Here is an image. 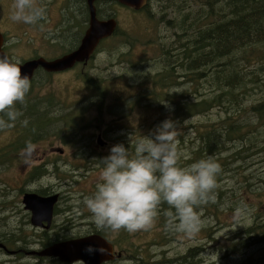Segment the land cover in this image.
<instances>
[{"label":"rangeland","instance_id":"1","mask_svg":"<svg viewBox=\"0 0 264 264\" xmlns=\"http://www.w3.org/2000/svg\"><path fill=\"white\" fill-rule=\"evenodd\" d=\"M198 1L173 0L170 6L164 8L155 0H149L146 8L140 12L114 7L118 30L113 37L102 42L98 53L88 64L81 63L82 67L73 66L62 72L47 73V76H44L40 68L30 85L29 94L39 98L51 97L54 104L50 109L52 115L63 113L65 122L76 119L79 124L93 125H82V129L79 128L82 130L80 136L74 134L75 128H66L61 132L37 137L30 143L31 152H24L27 143H23V147L16 151L5 150V146L13 143L18 131L10 129L0 132V238L7 236L8 239L7 244L0 240L1 244L10 250H16L22 244H14L11 240L19 237L13 235L18 234L17 223L26 214L21 203L25 193L58 195L53 232L67 226V234L71 239L91 235L94 231L91 227V213L84 206L83 200L91 195L93 183L98 180L102 165L97 159L107 156L118 139L123 143L122 139L127 138L128 142L134 141L135 145L141 135H149L163 121L171 120L174 114L179 113L180 117H175L173 122L177 125L176 135L184 136L180 152L188 160L189 153H194L201 144V140L198 137L195 139L193 134L186 136L188 127L198 129L222 121L217 108L206 111V115L188 116L190 103L186 97L193 91L192 86H169L175 81L183 83L186 80L181 74L182 70L174 72L177 76L168 85H165L167 80L158 81L159 71L164 67L165 50H176L186 44L189 35H194L192 14L203 3L202 0ZM13 2L0 0V32L1 37L7 41V58L20 65L38 58L52 61L64 56L53 51L55 47L50 44H47L50 46L47 49L33 51V48L41 44L40 32L34 27L30 28V24L11 20ZM43 19L46 17L43 16ZM209 21L202 19L200 23L207 24ZM258 62L264 65V45L247 61H241L239 67L254 69L252 74L257 73L260 79L264 76V68L256 67ZM86 77L102 81L99 89H91L92 85L85 82ZM153 77L156 89L150 90V93L157 94L158 102L163 96L169 98V93L177 94L178 100L181 93L186 98L182 103V112L178 108L175 110L168 102L151 106L140 103L146 98L139 96V90L145 85L152 87ZM252 85L248 83L250 88L245 94V106L260 100L259 90ZM205 97L202 95V99ZM191 99L193 101L197 97L194 95ZM98 114L101 116L95 120ZM185 118L187 120L183 123ZM186 125L187 129L183 132ZM98 136L109 143L103 149L105 151L100 150L105 145L99 146L96 143ZM128 149L130 152V147ZM133 153L134 150L130 152ZM179 160L182 163L180 157ZM186 162L181 167H186ZM38 167L42 175H33L34 169ZM262 170L261 164L254 163L248 169L227 170L221 175L218 173L226 203L208 206L206 210L200 205L196 211L202 224L192 234L176 231L172 227L174 210L169 205L167 214L163 213L167 217L172 216L171 224L167 227L157 210L151 228L128 232L124 240H120V245L115 244L118 251H124L133 258L124 264H187L185 260L189 257L188 253L194 256L189 264H264V244L257 242L258 232L250 230L258 221L264 222V192L257 196L245 190V187L248 189L254 184L262 185L264 189ZM18 211L22 213L18 214ZM253 220L256 221L253 223ZM23 232L28 233L32 241H29L25 251L18 249L16 252L25 254L38 251L41 248V240L37 238L39 235L31 227H25ZM115 236L110 232L108 237L116 241ZM251 241L254 243L251 244ZM241 242H247L248 246L240 248ZM8 254L0 253V264H52L50 260L41 262L38 259L40 257L36 256L25 254L24 258H18Z\"/></svg>","mask_w":264,"mask_h":264},{"label":"trees","instance_id":"2","mask_svg":"<svg viewBox=\"0 0 264 264\" xmlns=\"http://www.w3.org/2000/svg\"><path fill=\"white\" fill-rule=\"evenodd\" d=\"M172 1L155 0L158 5L164 6V8L170 6ZM199 2L201 1L199 0ZM202 2V6H198L195 14H192L194 35H189L186 44L176 50H172L171 48L165 50L164 67L159 71L161 73L158 77V81L160 82L161 80H167L165 85H168L170 80H174V77L177 76L174 72L177 69L182 70L183 73L181 74L184 75L186 80L183 83H176L177 81H175L169 84V86L174 87L175 85H179L182 87L188 84L192 86L193 91L188 94L187 99L179 93V99L176 100L177 94L169 93V98L166 96L167 99H165L163 96L158 102L156 100L157 94L150 93V90L156 89L154 87L155 77H153L151 79L153 88L151 85H145L139 90V96L146 98V100H141L140 103L151 106L160 102H168L174 106L175 110L178 108L182 112V103L186 99L190 103L188 107V111L190 112L189 117L193 115H206L208 114L206 111L213 108H217L221 113L220 120L222 121L217 125L199 127L198 129L188 127L186 136L189 137L193 134L195 139L198 137L201 140V144L196 148L194 153H189L188 160L180 152V149L182 150L181 145L184 143V136L182 134L176 135L175 147L178 156L182 160L181 163L178 159L179 166H182L185 161H187L188 166L193 162L212 157L220 166V175L227 170L248 169L254 163L261 164L262 171L264 172V76L259 79L257 73L256 75L252 74L254 69L248 70L246 66H243L244 69L239 67L241 61H247L248 57L253 56L259 50V47L264 45V0H202ZM202 19L210 21L207 24H202L200 23ZM166 22L169 25L171 24L169 21ZM256 67L262 69L264 65L258 62ZM36 75L37 72L32 80H30V85L35 80ZM44 76H47V73H44ZM85 82L92 85L91 89L95 91L99 89L102 81L86 77ZM248 83L253 84L252 86L259 90L260 100L245 106L244 103L247 99L245 94L250 88L248 87ZM194 95L197 99L192 101L191 96ZM202 95L206 97L202 99ZM198 98L201 99L198 100ZM43 103L45 104L43 105ZM53 107L54 104L51 97L39 98L35 95L32 96L28 92L24 102L15 105V108L21 115L14 122L13 126L11 128L0 129V132L10 129L18 131L13 143H9L4 149L16 151L23 147V143L30 144L37 137L49 135L53 132H61L66 128H75L74 134L80 136L81 133L79 132L82 131L80 130L82 129V125H93L79 124L76 119L65 122V118L62 116L63 113L52 115L50 109ZM178 115L174 114L171 120L173 121ZM100 116L101 114H98V118L95 120H99ZM184 120H187V118ZM24 121H27V123L25 124ZM251 122L256 123L255 125H251ZM186 129L187 125L183 132ZM190 130L194 131L191 132ZM122 140L123 143L118 139L115 145L123 144L125 148L130 147V152H133L135 147L133 145L134 141L130 143L125 138ZM97 161L100 164V159H97ZM1 164L2 162L0 161ZM232 166H235L234 169H231ZM39 172L40 168L38 167L34 169L32 174L37 176L42 175ZM220 183L217 175L216 188L214 189L215 201L203 204L204 210L208 206L212 207L215 204L219 206L226 203L225 191L221 189ZM95 184L93 183V191L95 190ZM245 190L257 196L262 195L264 192L262 185L259 184H254L248 189L245 187ZM36 193L41 196L47 195L44 192ZM168 210V204L161 202L158 212L161 213L160 218L166 224V227L169 225L168 217L163 213L167 214ZM21 213L22 211H18V214ZM56 213L55 206L53 211L54 217ZM19 221L16 229L18 234L13 235L19 237L11 241L14 244L18 242L22 243L19 244L20 247H16V251L18 249L25 251L31 240L29 234L23 232L25 227L30 228L28 215L21 216ZM254 221L256 220H253V223ZM91 227L94 228V231L91 232L92 234L102 237H108L110 232L116 234L114 238L118 242V245L121 244L120 240H124L123 237L128 235V231L124 229H120L117 232L107 229L101 230L97 229L94 223ZM68 229L69 227L67 226L59 227L53 234L46 232L37 236L41 240V248L69 238L67 234ZM250 230L257 231V242L264 244V222L258 221L251 226ZM6 239V236L0 238L4 244L8 243ZM253 243L251 241V244ZM246 246H248L247 242L239 244L240 248H245ZM140 256L142 258L141 253ZM188 256V259L185 260L187 264L194 257L193 254L189 253Z\"/></svg>","mask_w":264,"mask_h":264},{"label":"clouds","instance_id":"3","mask_svg":"<svg viewBox=\"0 0 264 264\" xmlns=\"http://www.w3.org/2000/svg\"><path fill=\"white\" fill-rule=\"evenodd\" d=\"M43 14L33 0H14L10 18L36 24ZM29 90V77L21 75L16 63L0 58V129L13 126L21 115L15 105L24 102ZM176 126L165 120L149 135H141L134 154L123 144H116L100 160L102 167L95 190L83 200L97 229L147 230L152 227L161 202L174 210L172 227L176 231L192 234L199 229L202 221L196 209L215 201L220 166L212 157L179 166ZM31 150L28 144L24 152Z\"/></svg>","mask_w":264,"mask_h":264},{"label":"water","instance_id":"4","mask_svg":"<svg viewBox=\"0 0 264 264\" xmlns=\"http://www.w3.org/2000/svg\"><path fill=\"white\" fill-rule=\"evenodd\" d=\"M90 6L89 27L86 30L78 48L60 58L52 61H46L38 58L26 61L19 66L21 75H27L32 80L34 72L41 68L47 73L62 72L71 69L76 63H85L93 55L98 43L111 36L116 29V21L113 19L99 21L95 17L93 3L96 0H87ZM116 1L120 5L132 8L136 11L146 6L147 0H109ZM3 39L0 34V58H7L1 50ZM96 143L103 145V141L98 136ZM58 195L40 196L35 193H25L22 196L21 203L25 211L30 214V224L32 227H41L49 229L53 220L54 206L57 204ZM45 224V225H44ZM0 247L2 245L0 244ZM92 251L89 252L88 249ZM16 252H9L14 254ZM30 256L40 258L58 259L63 263L83 262L84 264H100L104 261L118 258L113 256L111 245L99 235H89L87 237L64 241L52 244L38 251L26 252Z\"/></svg>","mask_w":264,"mask_h":264},{"label":"flooded vegetation","instance_id":"5","mask_svg":"<svg viewBox=\"0 0 264 264\" xmlns=\"http://www.w3.org/2000/svg\"><path fill=\"white\" fill-rule=\"evenodd\" d=\"M33 3L36 6L43 9V13H44L43 16L46 17V19L42 18L36 24L28 25L30 28L34 27L36 31H39L40 37H41V44H39L37 48L36 47L33 48V51L39 52L41 49H47L48 47H50L47 44L53 45L55 47L53 51L60 53V54L66 55V54H69L75 51L78 48L81 42V39L83 38L86 30L89 27V21H90L91 15H90V6H89L88 1L87 0H33ZM114 7L124 8L131 12H140L143 10L142 9L140 11H135L133 9L120 5L116 1L96 0L93 3V8H94L96 19L99 21H105V20H110V19H113L116 21L115 19L116 14L113 11ZM117 30H118V24L116 21V29L113 34H115ZM7 46H8L7 41H5L3 38V44H2L1 50L5 52L6 51L5 49H7ZM100 47H101L100 44H98L93 56L95 55V53H98L97 51L100 49ZM93 56L91 58H93ZM86 63L88 64V62ZM74 67H82V66H81V63H77L74 65ZM39 70L41 69H38L36 72H38ZM185 121L186 120H184L183 123ZM103 145L105 146L100 148L101 151H105L103 149H105V147H107L109 143L104 142ZM25 212L28 215V223L35 233H37L38 235H42L43 233H46V232H48L49 234L54 233L51 230L52 226H54L53 222L49 229H44L41 227L34 228L31 226L30 221H29L30 214L27 211ZM171 217L172 216L168 217L169 224H171ZM53 218H54V214H53ZM91 235H96V234H91ZM102 238H104L111 245L113 249V256L116 257L118 255V258H115L109 261H104V262H101L100 264H124L125 262H131V260H133V258L129 257L128 253H124V251L121 252L117 250V246L115 244H118V243L116 241L108 237H102ZM69 240H73V239L67 238L64 240H59L56 243L69 241ZM56 243L54 242L52 244H56ZM1 245L2 247H0V253L3 252L4 254L7 255L11 251L16 252V250H12V249L10 250L3 244ZM11 255H14L15 257L18 256V258H22V257L24 258L26 256L24 253H18V252L11 254ZM38 259L41 262H43L44 260H50L52 264H68V263L60 262L56 258L55 259L38 258ZM69 264H84V263L77 261V262H73Z\"/></svg>","mask_w":264,"mask_h":264}]
</instances>
